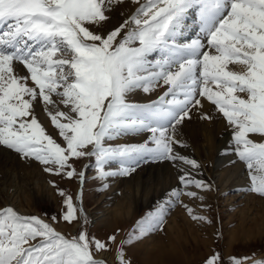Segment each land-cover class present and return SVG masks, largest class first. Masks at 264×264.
Instances as JSON below:
<instances>
[{
	"label": "snow or ice",
	"instance_id": "1",
	"mask_svg": "<svg viewBox=\"0 0 264 264\" xmlns=\"http://www.w3.org/2000/svg\"><path fill=\"white\" fill-rule=\"evenodd\" d=\"M123 3L0 0V149L81 184L85 172H77L72 161L94 158L101 190L110 186L109 178L169 161L178 167L183 188L168 192L119 244L116 234L107 241L84 230L66 236L54 227L56 216L50 223L11 206L0 208V264H106L95 254L112 245L117 264H131L125 245L163 231L181 196L198 197L190 188L213 190L193 178L199 163L177 150L187 147L180 129L194 111L212 119L203 112L205 101L232 130L231 151L249 170L247 191L264 198V0H131L135 11L103 31L108 13ZM192 10L198 33L182 39ZM17 64L27 75L16 72ZM158 86L166 90L156 100L131 99ZM37 105H43L55 136L39 120ZM129 136L144 139L116 143ZM112 162L119 167L108 170ZM58 195L64 206L60 219L69 225L88 222L72 196L62 190ZM182 206L192 220L210 223ZM205 264L223 260L213 254ZM229 264H264V259L230 258Z\"/></svg>",
	"mask_w": 264,
	"mask_h": 264
},
{
	"label": "rangeland",
	"instance_id": "2",
	"mask_svg": "<svg viewBox=\"0 0 264 264\" xmlns=\"http://www.w3.org/2000/svg\"><path fill=\"white\" fill-rule=\"evenodd\" d=\"M191 21L189 19L190 23ZM188 35L189 29H186L184 36L188 37ZM72 163L77 172H85L84 183L81 184L77 178L49 175L47 177L49 183L52 181L55 184V187L52 183L49 185L53 195L51 194V198L47 199L41 190L31 189L28 192L27 201L22 200L24 208L27 209L25 215H34L50 223H54L51 217L56 216L59 223H54V227L66 236H73L84 230L98 240L107 241L109 236L116 234L117 244H119L133 231L137 221L154 209L149 204L142 207L133 206L129 215L109 214L107 210L111 208L108 206L110 205L107 198L109 195L106 192L107 189L101 190L102 183L96 178L94 158H81L73 160ZM246 172L248 171L245 170ZM25 180L27 184L31 183L29 178ZM58 190L72 196L77 207L83 208L87 223L81 220L79 223L73 222L69 225L60 219L64 206ZM220 193L219 190L201 191L200 197L203 199L201 200L198 196L187 206L193 210L194 214L206 217L210 223L192 220L185 207H179V210L182 209L177 216V219L181 221L179 227H175L172 232L164 224L163 231L156 232L161 234L166 246L158 244L150 246V242H141L143 239L134 241L124 246L126 259L130 260L131 264H205V261L213 254H219L223 264H229L230 258L264 259V222L259 227L257 235V231L252 226L253 218L260 215L263 209L250 207L246 201L248 193L244 194L242 190H225L224 194ZM78 194L82 196V199L75 201ZM255 195L264 201V198ZM5 206L8 205L0 198V208ZM170 212L172 215L175 211L170 208L168 213ZM262 219L264 220V215ZM180 242L185 246H181ZM103 253L110 259L103 257ZM95 258L106 261V264H117L116 245H112L110 251L96 253Z\"/></svg>",
	"mask_w": 264,
	"mask_h": 264
},
{
	"label": "bare ground",
	"instance_id": "3",
	"mask_svg": "<svg viewBox=\"0 0 264 264\" xmlns=\"http://www.w3.org/2000/svg\"><path fill=\"white\" fill-rule=\"evenodd\" d=\"M135 7L131 0H124L123 4L113 7L108 13L110 20L103 31L107 32L118 27L135 11ZM192 11H194L196 16L195 10ZM191 20L187 28L189 29V35L188 37L184 36L182 39L190 40L198 33L196 17ZM15 70L21 76L27 75V71L22 65H15ZM165 90L164 87L158 86L150 94L139 91L131 99L138 103H148L156 100ZM42 108L43 105H37L36 112L39 120L55 136L50 120ZM203 112L210 115L212 119H201V113L194 111L191 119L187 120L180 129V139L187 147L177 146L180 154L196 160L200 165V169L197 172L192 171L190 166L183 165V167L192 171L193 178L197 180L203 179L206 183L213 185V190H219L222 194H224L225 190L231 191L234 189L237 191L242 190L244 194L248 193L246 201L250 204V207L263 209L261 214L264 215V201L255 197L254 193L247 191L251 182L248 172L245 173V170H249L231 151L232 130L228 126L227 121L207 101L204 102ZM143 139L144 137L142 136H129L116 141V143H139ZM118 167L117 162H112L108 166V170H115ZM49 175L52 176L49 173H45L38 162L26 163L19 159L15 153L0 149V198L3 199L5 204L13 207L19 213L26 214L27 209L24 208L22 200L27 201L28 192L31 189L36 191L37 188L42 191L45 198H51L53 190L49 187L50 183L47 178ZM26 178L30 179V184L25 182ZM107 183L110 185L106 192L109 195L107 198L111 206L110 210L109 208L107 210L109 214L114 216L129 215L133 206L142 207L150 204L155 207L158 201L167 198L166 194L172 189L183 188V185L178 180V167H174L169 161L143 164L130 176L109 178ZM189 190L197 192L200 197L201 190L194 187ZM193 200L196 199L181 196L182 204L175 203L171 207L175 212L172 215L171 212L168 213L165 218V224L170 231L173 232L175 227H179L181 223L177 219V216L182 212L179 207H182V205L189 206ZM261 214L253 218L252 226L257 231L256 235L259 232V227L262 226V222H264ZM162 240L161 234L156 233L155 235H149L141 242H150V246H157V244L166 246L165 241ZM180 245L185 246L182 242H180ZM102 255L106 259L109 257L105 253Z\"/></svg>",
	"mask_w": 264,
	"mask_h": 264
}]
</instances>
